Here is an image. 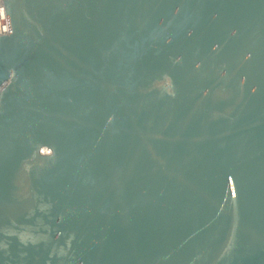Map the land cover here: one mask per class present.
<instances>
[{
    "label": "water",
    "instance_id": "water-1",
    "mask_svg": "<svg viewBox=\"0 0 264 264\" xmlns=\"http://www.w3.org/2000/svg\"><path fill=\"white\" fill-rule=\"evenodd\" d=\"M0 264H264V0H4Z\"/></svg>",
    "mask_w": 264,
    "mask_h": 264
},
{
    "label": "built area",
    "instance_id": "built-area-1",
    "mask_svg": "<svg viewBox=\"0 0 264 264\" xmlns=\"http://www.w3.org/2000/svg\"><path fill=\"white\" fill-rule=\"evenodd\" d=\"M9 32L8 22L6 19V11L4 0H0V36L6 35Z\"/></svg>",
    "mask_w": 264,
    "mask_h": 264
},
{
    "label": "bare ground",
    "instance_id": "bare-ground-1",
    "mask_svg": "<svg viewBox=\"0 0 264 264\" xmlns=\"http://www.w3.org/2000/svg\"><path fill=\"white\" fill-rule=\"evenodd\" d=\"M6 19H7V16H6Z\"/></svg>",
    "mask_w": 264,
    "mask_h": 264
}]
</instances>
